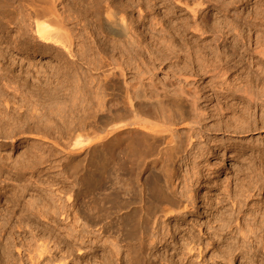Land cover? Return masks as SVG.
<instances>
[{"label": "bare ground", "instance_id": "1", "mask_svg": "<svg viewBox=\"0 0 264 264\" xmlns=\"http://www.w3.org/2000/svg\"><path fill=\"white\" fill-rule=\"evenodd\" d=\"M89 1L90 2H88V0H74L73 2H70L68 0H0V6L3 7L5 13L8 14L7 17L9 18L11 26L14 24L20 31L19 45L21 44L28 51L33 50L34 53L57 52L59 54L58 57L62 59L67 58L68 65L70 64L72 66L77 62L82 63V61L86 60L88 64L87 66H93L95 69L99 68L98 71L100 72V74L102 73V78H100V75L99 81H97L99 82V86L97 85V87H95L97 88V90L95 91V93L97 94L95 95V97L97 96L96 102L98 99L97 103L99 105V108L96 107V110H99V140L92 143L90 140L92 138L88 140L87 137L86 140L83 138L85 135H81L80 132L79 135L81 136H78L79 138H75L76 142L72 140L74 142L73 144H70L72 143V141L68 142L69 144L65 143L68 144V146L70 145L71 149L80 147L81 149L85 150V157L80 154L81 158L84 157V159H81V161L79 160L80 155H78L74 151L66 149V151L69 152L67 153V157L65 156V160H68L67 164L71 171L74 170L75 172H77L76 170H79V168L82 167L81 170H83L85 174L84 178L86 176L88 177V175H91V178L97 177L96 175L99 173V180H97L98 177L96 179L93 178L95 182L92 183L91 186L87 184L89 187L84 188L85 190L90 189L93 194L94 192L96 193L97 190L99 191V193L97 192L99 194V197L97 196V199L99 198V203L97 202L99 204V215L96 209H89L88 207L86 209L83 208L84 212L82 213L85 216H90L92 219H89L91 220L96 219V215H98L99 217V249L110 254L107 258L104 259V261L99 260V264H197L195 262V258H202V260H204L206 258L204 255L212 251L214 253H218V255H220L219 258L224 259L225 262L227 259L229 262H232L236 260L237 257L238 259L242 257L243 259H248L247 261L251 259L250 262L254 261L255 263L254 258L257 257V253L264 251V205L261 208L257 204L253 205L254 207H256L255 210L252 209L253 207H251V209L249 210L250 212H246L247 214H249V219L248 216L245 215V208L250 206V203L253 202L257 194L259 196V193L264 191V185L260 183L261 181L254 180L255 182L253 183V185H248L247 187L243 186L241 189V186L238 183L239 177L236 178L235 181L228 177L227 180H224L225 183L227 182V185L225 184V187H223L224 190H221L224 194H222V198H220L221 194H218L214 199L215 201H212V197V199L207 197L203 198L201 201L204 204L203 212L208 214V220L205 223H202V221L196 222L193 221V219H190L191 217H189L188 215H192V217L195 218L201 214V211L198 210L199 205L197 204V201L201 198L196 190L190 189L194 187V183L196 182L198 183L196 185H199L201 183L202 177L198 176L196 180V176L200 175L197 174L199 170L196 173L194 172L197 168L194 171H192L193 169H187L189 171H186L182 176L177 174L175 172L176 166L174 167V160L176 159L179 161H186L188 159L189 162V158L194 156L193 153L197 155L196 151L200 152L199 150H203L204 148L206 150V146L200 149V145L202 146L207 144L208 146H210L212 143L216 142V134L221 133L220 136H222V134L239 136V134L241 133H251L258 131H260V133H264V90L256 92L257 88H253L252 85V79L254 78L253 80H255L257 75L254 71H252L253 69H249L251 71H248L249 73L241 74L240 72H242L243 70L238 69V66L236 67L235 65H233V62L232 64L230 60H220L221 57L219 58L218 54L221 53L223 55L224 53H227L229 55V53L225 51V45L221 46V44H217L221 41V37L220 35H218L219 40L215 41L217 42L216 44L218 46L216 45L215 47H213L210 44L212 46L210 47L216 48V51L221 49L220 51H222L223 53L219 51H217V53L219 52L218 54L214 53L215 51L212 52L215 54V57L218 55V57H216L219 58L217 62L214 56L213 59L215 61L212 59V61H214L213 64L216 62L217 65L215 64L211 66L207 64V68L202 70L204 71V73L202 72L204 74L203 76L200 71H191V74L188 72H182L180 75L176 74L178 75V77L175 81H166V83L164 81L157 82L156 80H154V69L156 68H154L152 64H148L149 60H147V62L143 59L144 57L142 58L141 53L143 52V43L141 42V38L136 35L137 30H135V28L133 27L135 24L132 25L133 19L131 18L132 16H130L131 14L127 9H122L124 5H122V7H118L120 4H118L117 6L115 5L116 3L112 0ZM173 1L182 6L185 5L183 3L186 2V0ZM207 1H205L204 3L200 1L201 3L199 4L197 2H194L196 5L193 4L194 7H191V10L194 8V14L192 11L190 12L196 20L195 25L197 24V26L200 27L201 31L203 30L205 34L209 33L208 27H210V30H213L214 26L212 27V25L210 26V24L208 23L209 26H207L208 24H205L208 30L206 28L202 29V27L204 26L203 21L206 22V20L200 21L199 18L197 19L195 11L198 10V7L206 8L204 10H208V8L210 7L213 8V6L211 5L212 2L210 0L208 2ZM127 3L128 2H126V4ZM205 4L209 6L205 7ZM213 4L216 3L213 2ZM218 5L216 6V8H218ZM131 7H129L128 5V9ZM186 8H189V5H186ZM168 11L170 10L168 9ZM169 14H171V12ZM142 16L143 13L141 17ZM159 24L161 25V23ZM198 27L195 28L199 30ZM31 29L34 33V36L29 35V32L32 33L30 31ZM176 30L177 28L175 27V31ZM205 34L203 33V35ZM209 34L211 35V31ZM214 35L212 39L214 38ZM223 35L221 36L224 39ZM152 38L154 37H151V39ZM216 39L217 38L213 39L212 42ZM162 42L159 41V45L160 43L162 44ZM222 42L224 41L222 40ZM164 43L166 44V42ZM204 43L205 42H203V44ZM203 44H201L202 48L204 47ZM168 45L170 44L168 43ZM167 47L169 48V46ZM227 48L228 47H226V50ZM197 49L196 50L199 51L200 48ZM231 49L233 48L231 47ZM196 53L197 52H195V54ZM199 53H197L198 56ZM89 57H92V59H89ZM230 57L231 56H228L227 58ZM64 60L66 61V59ZM218 61L222 62V64L218 65ZM150 63H152V61H150ZM245 68L246 67H244L243 69ZM90 69H92V67ZM237 72H239V75L241 74L239 77L237 76L238 79L240 77L242 78L245 75V77H251L248 78L249 82L251 81V83H244L245 85L242 84L244 86L241 85L238 88L233 84L232 81L230 82L232 84H229V81L233 80V78H230L228 80V78L226 79V77H232ZM75 78L78 79L79 77ZM120 79L124 80L123 84L121 85L119 83ZM206 79L210 81L209 86H203ZM243 79L245 80L246 78ZM3 83L6 90L1 89L4 88L2 84L1 86L3 87L0 86V95H5L7 101L14 100L16 98L15 93L18 94V92H21L20 88L16 86V82L10 80H7L6 82L3 81ZM254 89H256V91ZM80 92L83 91L80 90ZM80 96L81 95H75V100L77 98H80ZM84 98L82 99V101H85ZM78 101L80 102V100ZM236 101H240V105H242V103L245 105V107L241 109V111H243L242 114L240 112L242 117L241 115L237 114L239 112H235L238 108H235V111H232L233 107L230 108V106L233 105L235 107L234 102ZM61 105L63 104L61 103L58 106ZM60 108L63 112L62 107ZM60 108L58 110L59 112H61ZM58 111H56L57 114H59ZM92 114L94 115V113ZM96 114L97 112L95 113V115ZM86 115V119L83 117V121L80 122H88L87 119H89V117L88 114ZM237 115L239 117H236ZM59 116H61V113L59 114ZM89 116L90 118H94V116L91 117L90 114ZM78 120L81 119L79 118ZM209 120H212V122H208ZM75 122H77V120ZM41 130H44L43 132L46 135L48 134L46 138L53 136L54 133H57V129H55L54 126L53 128L46 127ZM181 131L184 133H182ZM86 132L87 131H85V133ZM61 133L63 134V132ZM55 134L54 137L57 136ZM70 137L67 138V141L68 139H70ZM63 138H61L62 141L66 140H63ZM81 138H83L84 141H90V143L86 145V143ZM31 139V141L34 143L33 148L35 147L36 151L40 150L41 152L43 151V149L46 150L50 148V146L47 148L43 142L38 140V138ZM204 139L205 144L202 143V140ZM68 146L66 147L69 148ZM236 146L235 144L230 145L229 147L222 146L221 149L224 151L227 148L232 149ZM237 150H234V152L231 153V161L241 160L239 159V157L237 158V155L235 156V154H242L243 151ZM98 154L99 159L97 158ZM197 158H199V156ZM194 160L195 161L192 164L196 166V159ZM226 160L228 159L223 158V166L222 168H220V170H229L230 167H228V163H226ZM97 161L99 162L98 173ZM85 162L86 165H84ZM112 164H115V167L117 166L116 172L115 169L113 172ZM130 164L132 166L127 170V165ZM192 164L189 166L192 167ZM211 166H213L214 168V165ZM239 167L240 168L238 170V173H245L246 168L240 165ZM153 169L156 170V173L158 174L154 173V175L153 172L152 175L150 174V176L146 174L147 172L149 173V171L151 172V170ZM252 169L247 168V170ZM120 170L123 172L121 176L119 174ZM112 172L116 174L118 173L116 175H119L118 178H122V176L125 175V172L127 175H129L128 178L130 179L129 181H131L130 185H132V188L128 187L130 189H127V191L125 190L126 192L124 197L122 196L123 193H120V188H117V180H120V178L116 179V182H113L114 178L112 179V175L114 174ZM80 173L82 174V172ZM145 174L149 177H147L148 179L144 182L145 177L143 178V176ZM116 176L114 177L117 178ZM207 176L209 175L207 174ZM181 178L182 181L184 180V182L180 183V185L182 184V188L178 187L177 185ZM85 181L83 182L85 183ZM89 181H91V179ZM120 181H122V179ZM210 185L212 186L214 184ZM178 189H181V192H179L180 190ZM83 192L85 195L86 192ZM204 194L203 197H205ZM94 197L96 198V196ZM249 200L250 203H248ZM228 201L231 202L233 208L235 209V215H231L230 217H228V219L220 218V213L222 210H220L221 207L219 209H217V207L220 205L224 207L225 203ZM213 211H216L217 214H214L216 215V217L212 220L210 216L212 215ZM94 212L96 213V215ZM173 220H176L175 222H178V225L174 224V228L171 226L173 223H171V221ZM181 222H184L185 225H180ZM233 229H236L237 233L240 234L241 237H244L246 239L249 238L248 236L250 234H252L255 239H253L251 236L250 237L253 240H256L254 241L256 242V244L254 245V243L250 241L249 243L244 242L242 245H240V241L235 246H233V244H231L232 246L229 245L230 247L228 246L227 249H221V247L218 248L215 238L224 236V232L227 233V231L232 235ZM261 234L263 235L261 236ZM180 235H182V237L179 240L178 237ZM37 237L34 238L37 239ZM205 240L207 242H205ZM41 243H39L40 245H38L36 249H33V251H29L30 248H27V251H29L28 259H30L29 261L32 262L31 264H33L35 260L39 262V260L43 258L44 253L48 252L46 244L41 245ZM31 244H33V242ZM159 246H162L164 247L163 249H166V253H168L166 256L164 254H160L158 256V252H160ZM11 256L12 255L9 248H5L4 250L0 251L1 264L11 263ZM62 261L63 260L60 261L59 259V263H56V261L55 263L64 264V262ZM229 262H227V264ZM201 263L202 262L198 264ZM206 263L208 262L204 261V263L202 264Z\"/></svg>", "mask_w": 264, "mask_h": 264}, {"label": "rangeland", "instance_id": "2", "mask_svg": "<svg viewBox=\"0 0 264 264\" xmlns=\"http://www.w3.org/2000/svg\"><path fill=\"white\" fill-rule=\"evenodd\" d=\"M68 1L73 2L74 0H68ZM112 1H114L116 3L115 5L117 6L118 4H120L118 7H122V5H124L125 7L123 6L122 9L124 8L127 9L131 14L130 16H132L131 18L133 19L132 25L135 24L133 27L135 28V30H137L136 35L141 38V42L143 43L142 46L143 54L141 53L142 58L144 57L143 59L145 61L149 60V62L147 61L148 64H152L154 68L157 69V70L154 69L156 71V72L154 71V75H155L154 80H156L157 82L164 81L166 83V81H170V82L175 81L176 78L178 77V75L176 74L180 75L182 72H188L191 74V71H200L203 76L204 71L202 70L206 69L207 68L206 66L208 65L211 66L215 65L217 60L221 57L220 59L221 61L230 60L231 63L232 62L234 63V64L232 63L233 65H235L236 67L238 66L237 67L238 69H242L243 71L240 72L241 74L249 73L251 72L250 70L253 69L252 71H254L255 74L257 75L255 80H253L254 78L252 79L253 88H257V91L256 89L254 90L256 92H260L264 90V84H263L264 83V40L263 39L264 38H261L264 37V0H217V1L210 0L212 2L211 5L213 6V8L210 7L208 8V10H204L206 8L198 7V10L196 9L198 13L197 11H195L196 12L195 15H197V19L199 18L200 21L206 20V22L203 21L204 26L202 25L203 26L202 29L206 28L208 30L209 28V33L211 31V35L213 33L216 34L219 31L216 35L213 34L214 35L213 39L217 38L213 42H212L213 35L211 36L209 33H206L207 34L206 35L203 30L202 32L201 28L198 27L197 24L195 25L196 20L193 17V15L190 13L191 11L193 12L194 8L191 10V7H194L193 5L195 4L194 2H197L198 0H188V1L186 0V2L184 1L185 3H183L185 5L183 6L177 4L173 0H141V1L112 0ZM200 1L204 3L207 0H199L197 3L198 4L201 3ZM88 2L90 1L88 0ZM126 2H128L127 4L129 5V7L131 6L132 7L128 9V5L126 4ZM213 2H215L216 4H213ZM186 5H189V8H186ZM217 5L218 8H216ZM208 6L205 4V7ZM168 9L170 11H168ZM1 12L5 13L3 7L0 8V78H1L0 86L2 84L4 86L3 81L6 82L7 80L8 81L10 80L16 82V86L20 88L21 92H18V94L15 93V97H16L15 99L17 101L15 99L7 101L5 95L4 96L0 95V118H1L0 119L1 121L0 122V251L4 250L5 248L10 249L12 256L10 258L11 263L8 264H31L32 262L29 261L30 259H28L29 257L28 252L30 250L33 251V249H36V247L40 245L39 243L43 242L44 244L41 243V245L46 244L48 248V252L44 253V256L41 260L37 259L39 260V262L35 260L36 264H48V263L53 264L55 263V261L56 263H59L58 262L59 259L60 261L63 260L62 262H64V264L65 263L66 264H99L100 261L102 260L104 261V259L110 255L109 253L99 249V217H98L99 198L97 199V196L99 197L98 194L99 191L97 190L98 193L94 192L93 194L90 189H88L89 191L84 189L91 186L92 183L95 182L94 179H96L97 177H98L97 180H99V176H98L99 160L97 161L98 174L96 175L97 177H93L94 178L93 179L90 177L91 175H88V177L86 176L84 178L85 174L83 170H81L82 167L79 168V170H76L77 172H75L74 170L71 171L67 164L68 160L67 159L65 160V158L67 157L68 155L67 153L69 152L66 151V149L74 151L78 155L80 154L82 156L85 155L84 154L85 150L81 149L80 147L76 149H71L70 145L68 146L69 144L68 142H71L72 140L76 142L75 139L76 137L79 138L78 136L85 135L84 137L83 136L82 137L84 139L88 137L87 138L88 140L92 138L90 139L92 143L99 140V122H98L99 110H96L97 109L96 107L99 108V105L97 103L98 99L96 102L97 96L95 97V95L97 94L95 93V91L97 90V88L95 87H97V85L99 84V82L97 81H99L100 75H101L100 78H102V73L100 74V72L98 71L99 68L95 69L93 66H91L92 69H90L91 67L87 66L88 64L86 60L82 61V63L77 62L76 63L77 65L74 64L75 67L77 66L75 68L74 65L73 66L70 64L68 65L67 58H64L66 59L65 61L64 59L58 57L59 54L57 52L34 53L33 50L28 51L27 49H25L24 46H22L21 44L19 45L20 31L17 28V26H15L14 24L11 26L9 22V18L7 17L8 14L5 13L6 14L5 15L4 13ZM141 12L143 13L142 16L143 18L141 17L142 15ZM170 12L171 14H169ZM159 23H161V25ZM208 23L210 24V26L211 25L212 27L214 26V29L216 30L211 28L214 30V32L213 30H210V27L207 28V26H209ZM205 24L208 25L205 26ZM175 27L179 32L177 30H176L177 32L175 31ZM195 27H198L199 30H197V28ZM30 31L32 33L29 32V35L34 36L32 29ZM203 33L205 35H203ZM218 35H220L221 37L220 43L215 42L219 40ZM221 35L224 36L225 40L222 38ZM151 37H154L155 39L154 38L151 39ZM156 40L158 41V43ZM222 40L224 42H222ZM159 41L160 42L163 41L162 44L160 43L159 45ZM164 42H166V44ZM203 42H205L204 43L205 45L203 44ZM168 43L170 45H168ZM216 43L219 45L221 44V46L225 45V51H227L229 55L227 53H224L223 55L221 53L218 54L219 52H222L220 51L221 49L217 50L219 51L217 53V51L215 50L216 48H211L212 46L215 47L217 45ZM201 44H203L204 46L203 48ZM167 46H169V48ZM226 47H228L227 50ZM231 47L234 50L231 49ZM197 48H200L201 50L199 49V51H197L198 50ZM204 49L206 50L208 49V50L206 51ZM228 50L230 51L232 50L233 52L232 51L230 52ZM195 52L197 53L200 52L199 56L197 53L196 55ZM212 52L218 54L219 58H216L218 57V55L215 57L214 56L215 54ZM232 54H234L235 56ZM227 55L231 57L227 58L228 57ZM213 56L216 60L214 64L213 62L215 60L213 59ZM92 57L91 58L89 57V59H92ZM212 59L214 61H212ZM150 61H152V63H150ZM221 64L222 62L218 61V65ZM244 67L246 68L243 69ZM240 75L239 72H237L232 77L227 76L226 79L228 78L229 80L230 78H233V80L229 81V84H232L230 83L232 81L237 88L244 83L247 84L251 83V81L249 82L248 79L251 77H245L244 75L242 78L240 77L238 79ZM75 77H79L81 81L79 78L76 79ZM243 78H246L245 79L246 82ZM77 80L80 82H78ZM123 81H124L123 79L119 80L120 85L123 84ZM75 82L78 83L76 84ZM92 82H94L95 84ZM209 83L210 81L206 79L203 86L204 85L209 86ZM81 85H83L85 89ZM1 89L6 90L5 86L4 88ZM80 90L83 91L84 93L80 92ZM75 95L77 96L81 95L80 96V98L82 97L81 99L77 98L78 100H80V102L77 99L76 100L78 102L75 100L76 98ZM83 98L85 99V101L84 100L82 101ZM13 101L16 104H14ZM58 103L60 104L62 103L63 105L58 106L60 105ZM234 103H235V107L233 105L230 106V108L233 107L232 111H235L234 109L238 108L240 111L237 109L235 112L236 113L239 112L237 114L241 115L243 112L241 111V109H243L245 105L242 102H241L242 105H240V101H236ZM58 107L59 108L62 107L63 112L61 111V108H60L61 112H59ZM56 111H58L59 114L61 113V116H59V114H57ZM96 112L97 114L95 115ZM92 113H94V115ZM86 114H88V117L91 120L87 119L88 122H80L83 121L82 119L83 117L85 118L87 116ZM89 114L91 115V117L94 116V118H90ZM236 117L239 116L237 115ZM79 118L81 120H78ZM76 120L77 122H75ZM208 122H212V120L211 121L209 120ZM53 126L55 129H57L56 131L57 133L56 134L54 133L57 136L54 137L53 134V136L46 138L48 134L46 135L43 132L44 130L41 129L46 127L53 128ZM85 131L87 132L85 133ZM93 131H95L96 133ZM61 132H63V134ZM79 133L81 135H79ZM216 135H217V138H215L216 142L212 143L210 146L204 143L205 139L202 140V143L205 145L202 146L200 145L201 147L200 149L206 146V150L204 148L203 150H199L200 152L196 151L197 155L193 153L195 157L194 156L190 157L189 162L188 159L186 161L185 160L179 161L176 159H175L176 161L174 160L175 162L174 167L176 166L175 172L177 174L182 176L183 174H185L186 171L192 169H193L192 171H194L197 168L194 172L196 173L199 170L197 174L200 175L196 174L197 175L196 180L198 176L202 177L201 178L202 184L200 183L199 185H196L198 184L196 182L194 183V187L190 189V190H196V192L200 195L201 198L200 200L197 201V204L199 205L198 210L201 211V214L200 211L199 214L202 216L199 215L198 217L193 218L192 215H188L189 217H191L190 219H193V221L196 222L202 221V223L203 222L205 223L208 220L207 219L208 214L203 212L204 204L201 201L203 198L206 197L210 199L213 198L212 201H215L214 199L218 194H221L220 198H222L224 194L223 191L221 190H224L223 187H225V184L227 183V182L225 183L224 180H227L228 177L234 181L236 180V178L239 177V182L238 181L237 182L240 184L241 189L243 186L247 187L248 185H253V183L255 182L254 180L256 181L260 180L261 181L260 183L264 185V133L262 132L260 133V131H258L251 133H241L239 134V136L231 135V134H225V135L222 134V136H220L221 133ZM60 137L61 138L65 137L63 138V140L64 139L66 140L62 141ZM69 137L70 139H68L67 141V138ZM31 138H35V139L38 138V140L43 142L47 148L50 146V148H48L50 151L48 149L46 150L43 149V151L41 152L40 150L36 151V148L35 147L33 148L34 143L31 141L32 140ZM83 138L81 139L83 140ZM73 141L70 144H73L74 143ZM84 142L86 143V145L90 143V141L89 142L84 141ZM234 144L235 146L237 145L236 146L237 148L235 147L232 149L234 150L238 149L239 151L241 150L243 151L242 154L241 153L235 154V156L237 155L236 156L237 158L239 157V159H241L240 161L230 160V157L232 158L231 153L234 152V150L227 148L226 150L223 151L221 149L222 146L229 147L230 145H234ZM66 146H68L70 149L67 148ZM81 155L79 157L80 159L78 158L79 160L81 159L83 160L85 157L84 156L83 158H81ZM198 156L199 158H197ZM97 158L99 159V154ZM223 158L228 159L226 160V163H228V167H230L229 170H225V169L220 170V168H222L223 166L222 165ZM194 159H196L195 162L196 166L192 164L195 161ZM232 162L234 165L232 164ZM191 164L193 165L192 166L193 168L189 166ZM84 165H86V162ZM112 165L111 166L113 172L114 169L116 172L117 166L115 167V164ZM211 165H214V168ZM239 165L246 168L245 173H241V174L240 172L238 173V170L240 168ZM131 166H132L131 164L127 165V170L130 169L129 167ZM247 168L249 169L253 168V169L247 170ZM80 172H82V174ZM152 172L153 174L154 173L158 174L156 173L157 171L154 169L151 170V172L149 171V173L147 172L146 174L150 176V174L152 175ZM204 173L205 174L207 173L211 177V179L209 176H207V174L205 175ZM113 174L114 175H112L113 176L112 179L114 178L115 180V181L113 180V182H116V179L119 178L120 180L122 179V181L117 180L118 183L117 188L118 189L120 188L119 189L120 193L122 192L123 194L122 193L121 194L124 197L127 189L128 190L130 189L128 187L132 188V185H130L131 181H129L130 179L128 178L129 175H127L125 172L124 173L125 175L122 176V178L121 177L118 178L119 175L116 176L118 173L117 174L113 173ZM119 174L121 176L123 172L120 170ZM145 175L143 176V178L144 177L146 178V179L144 178V182L145 180L148 179L147 177H149L148 175L146 176ZM114 176H116L117 178H115ZM205 176L208 180L205 178ZM90 179L91 181H89ZM83 181H85V183ZM181 182H184V180L182 181V178L177 183L178 187L182 186V184L180 185ZM214 182L217 184H215ZM209 183L214 185L211 186ZM87 184H89V186ZM178 190H180L179 192H181V189ZM83 191L86 192L85 194L86 196L84 195ZM203 194L205 197H203ZM94 196H96V198ZM229 202L230 201L226 202L224 207L221 205L217 207V209L221 207L220 210H222L220 213V218L228 219V217H230L231 215H235L234 214L235 209L233 208L231 202L230 203ZM248 203H250V200L248 201ZM256 204L259 205L260 208L264 205V191L259 193V196L258 194L255 196L253 202L250 203V206L245 208L246 210L245 213L246 212L249 213L251 207H253L252 209L255 210L256 207H254L253 205ZM87 207L89 209L92 208L96 209L98 213V215H96V213L94 212L95 215L97 216L96 219L91 220L92 218L90 216L88 215L85 216L84 214H82L84 212L83 208L86 209ZM247 213L245 215L248 216L249 214ZM214 214H217L216 211H213L212 215L210 216L212 220L215 219L216 217V215ZM93 221L96 223H94ZM175 221L176 220L171 221V223L173 222L171 225L173 228H174V224L178 225V222ZM180 225H185V223L181 222ZM223 235L224 236H219L220 238L218 237L215 238L217 242V247L218 248L221 247V249H227V247L231 244L235 246L240 241H241L240 245H242L244 242L249 243L250 241H252L254 245L256 244V242H254L256 240H253L255 238L254 236H252V234H250L248 236L249 238L246 239L244 237H241L240 234L237 233L236 229H233L232 235L229 234L228 231L227 233L224 232ZM262 235L263 234H261V236ZM37 236L41 238L39 239ZM34 237L35 238L37 237V239H35ZM181 237L182 235H180L178 239L180 240ZM32 242L33 244H31ZM205 242L207 241L205 240ZM161 247L159 246V251L161 253L158 252V256L160 254L161 255L164 254L166 256L168 254L166 253V249H163L164 247L162 248ZM27 248L29 249V251H27L28 250ZM204 256L207 258V259L205 258L206 260L205 259L202 260V258L200 259L195 258V262L197 264L200 262L204 263V261L208 262L206 264H218V263L227 264V262H229L228 259L225 262L224 259L219 258L220 255H218V253H214L213 251L206 253ZM247 260L243 259L242 257L238 259L237 257L236 260L229 262L228 264H249V263L251 264V262L252 264H263L264 251L257 253V257L254 258L255 263L254 261L250 262L251 259H249V261ZM35 261L33 262V264H35Z\"/></svg>", "mask_w": 264, "mask_h": 264}]
</instances>
